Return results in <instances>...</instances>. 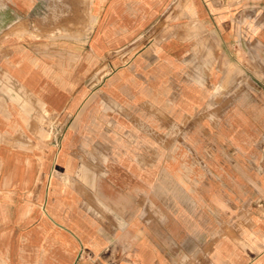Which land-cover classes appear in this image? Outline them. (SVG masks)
I'll return each instance as SVG.
<instances>
[{
	"label": "crops",
	"instance_id": "obj_1",
	"mask_svg": "<svg viewBox=\"0 0 264 264\" xmlns=\"http://www.w3.org/2000/svg\"><path fill=\"white\" fill-rule=\"evenodd\" d=\"M91 1L85 42L54 50L96 51L111 71L39 92L69 100L64 136L20 167L0 143V264H264V170L248 166L264 164V0ZM222 54L247 86L226 111ZM196 131L199 146L214 138L212 169L179 170L175 147ZM95 179L112 196L105 218ZM142 195L170 211L144 221Z\"/></svg>",
	"mask_w": 264,
	"mask_h": 264
},
{
	"label": "rangeland",
	"instance_id": "obj_2",
	"mask_svg": "<svg viewBox=\"0 0 264 264\" xmlns=\"http://www.w3.org/2000/svg\"><path fill=\"white\" fill-rule=\"evenodd\" d=\"M95 6L96 2L91 0H0V143L2 153L13 156L15 167H20L23 155L36 156L44 142L50 144L54 139L64 136L63 127L68 116L64 114V109L69 107V100L62 98L60 103L55 104V99H45L39 92L45 86L53 92L54 87H60L55 81H68L70 76L80 80L89 73L103 75L111 71V68L101 65V55L96 51L89 52L87 56L85 51L54 50L55 47H69L70 40L85 42L88 33L94 30L96 19L92 13L96 11ZM213 56L212 51L210 59ZM70 62L74 65L70 66ZM190 69L196 73L198 68ZM214 71L210 66L205 67L206 74ZM219 75L222 81L219 90L223 109L228 110L232 102L244 103L246 75L232 61H227L224 54ZM77 85L79 90L80 85L84 84ZM55 105L64 108L61 113L58 108L54 109ZM226 121L228 116L223 114V128ZM164 133L159 132V136L162 135L160 138L166 139ZM206 135V146H199L196 144L197 131L194 134L184 133V142H180L174 151L175 154L185 155L184 162L177 163L179 170H197L199 167L206 171L212 169L208 161L214 149L209 142L214 138L208 132ZM221 140H225L224 136ZM158 150L161 154L167 153L168 147H159ZM169 165V162L164 163L167 168ZM238 165L241 170L247 167L243 163ZM248 166L250 169L253 166L254 171L264 170V164ZM102 183V179L94 180V194L90 196V204L95 215L105 218V215L114 212L109 205L112 196L101 193ZM142 207L144 221L152 217V212L156 213L154 209L150 211V207H157L158 213L163 216L170 211L159 195H142ZM241 245L253 249L249 244ZM116 263L117 260H110V264Z\"/></svg>",
	"mask_w": 264,
	"mask_h": 264
}]
</instances>
